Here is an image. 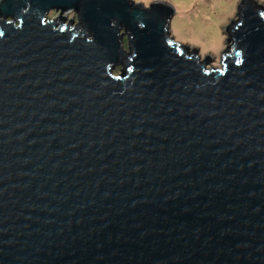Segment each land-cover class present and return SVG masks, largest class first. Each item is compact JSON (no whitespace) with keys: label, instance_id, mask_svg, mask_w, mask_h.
Listing matches in <instances>:
<instances>
[{"label":"water","instance_id":"95a60500","mask_svg":"<svg viewBox=\"0 0 264 264\" xmlns=\"http://www.w3.org/2000/svg\"><path fill=\"white\" fill-rule=\"evenodd\" d=\"M176 12L0 0V264H264V7L217 68Z\"/></svg>","mask_w":264,"mask_h":264},{"label":"rangeland","instance_id":"374dc122","mask_svg":"<svg viewBox=\"0 0 264 264\" xmlns=\"http://www.w3.org/2000/svg\"><path fill=\"white\" fill-rule=\"evenodd\" d=\"M146 7L153 2L170 3L176 12L171 23V35L185 47L199 51L200 58H211L213 67H220L221 57L226 50L225 29L236 19L242 0H133ZM264 7V0H255ZM56 13L50 14L54 20ZM68 20L76 21L71 13Z\"/></svg>","mask_w":264,"mask_h":264}]
</instances>
